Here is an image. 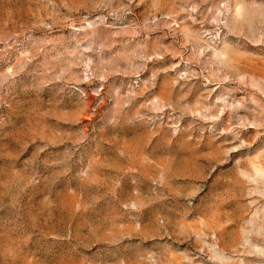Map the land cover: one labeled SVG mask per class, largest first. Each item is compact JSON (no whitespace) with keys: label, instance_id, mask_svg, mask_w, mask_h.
I'll return each instance as SVG.
<instances>
[{"label":"rangeland","instance_id":"374dc122","mask_svg":"<svg viewBox=\"0 0 264 264\" xmlns=\"http://www.w3.org/2000/svg\"><path fill=\"white\" fill-rule=\"evenodd\" d=\"M0 264H264V0H0Z\"/></svg>","mask_w":264,"mask_h":264}]
</instances>
